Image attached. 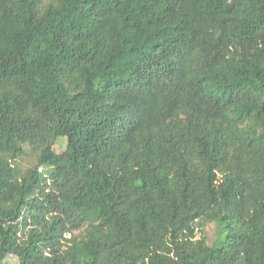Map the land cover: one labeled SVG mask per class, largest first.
I'll use <instances>...</instances> for the list:
<instances>
[{
	"label": "trees",
	"instance_id": "trees-1",
	"mask_svg": "<svg viewBox=\"0 0 264 264\" xmlns=\"http://www.w3.org/2000/svg\"><path fill=\"white\" fill-rule=\"evenodd\" d=\"M7 255L264 264V0H0Z\"/></svg>",
	"mask_w": 264,
	"mask_h": 264
},
{
	"label": "rangeland",
	"instance_id": "rangeland-1",
	"mask_svg": "<svg viewBox=\"0 0 264 264\" xmlns=\"http://www.w3.org/2000/svg\"><path fill=\"white\" fill-rule=\"evenodd\" d=\"M65 148V139L60 137L57 139V141L54 144V151L56 153H60ZM35 160L34 155H32L30 152L27 153L26 156L19 159L17 161V164L22 168L26 169L27 167H30L33 165ZM204 234L206 236V243L211 246L217 239V225L216 223H209L204 227ZM75 234H78V232H75ZM198 236H200V232H198ZM18 260L13 255H7L4 264H17Z\"/></svg>",
	"mask_w": 264,
	"mask_h": 264
}]
</instances>
